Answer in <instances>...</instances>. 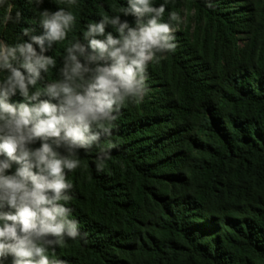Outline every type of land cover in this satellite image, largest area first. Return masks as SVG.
Here are the masks:
<instances>
[{
	"label": "trees",
	"instance_id": "1",
	"mask_svg": "<svg viewBox=\"0 0 264 264\" xmlns=\"http://www.w3.org/2000/svg\"><path fill=\"white\" fill-rule=\"evenodd\" d=\"M152 3L165 4V22L170 12L182 18L189 9L188 27L181 22L175 32L174 53L149 64L143 102L122 109L104 141L115 145L104 171L95 170L93 149L82 151L80 167L68 173L70 218L84 238L50 251V259L264 264V0ZM8 4L14 5L13 16L22 13L20 23L5 26ZM126 5L127 0H44L37 7L35 0H7L0 6V40L15 44L29 26L39 33L43 9L71 11L76 22L67 40L49 53L57 60V69L44 77L50 82L68 43L82 39L88 23L122 16L119 9Z\"/></svg>",
	"mask_w": 264,
	"mask_h": 264
},
{
	"label": "clouds",
	"instance_id": "2",
	"mask_svg": "<svg viewBox=\"0 0 264 264\" xmlns=\"http://www.w3.org/2000/svg\"><path fill=\"white\" fill-rule=\"evenodd\" d=\"M13 7L7 6L5 26L22 20ZM165 10L152 0H127L119 9L124 19L105 15L88 23L82 39L64 48L50 82L44 77L57 60L49 53L67 40L76 22L71 11L43 9L39 33L29 26L15 44L0 40V264H64L49 252L84 238L70 218L68 173L80 167L82 151L93 149L95 170L104 171L115 148L104 141L122 109L148 94L149 64L176 51L182 18L172 11L165 22Z\"/></svg>",
	"mask_w": 264,
	"mask_h": 264
},
{
	"label": "rangeland",
	"instance_id": "3",
	"mask_svg": "<svg viewBox=\"0 0 264 264\" xmlns=\"http://www.w3.org/2000/svg\"><path fill=\"white\" fill-rule=\"evenodd\" d=\"M189 16H190V11H189V9H187V8H184V10H183V16H182V23H183V25L185 26V28H187L188 27V20H189ZM197 26H196V24L194 23V24H192V29L195 31V28H196ZM240 45L241 46H244V44H245V42H244V40H245V36L244 35H240Z\"/></svg>",
	"mask_w": 264,
	"mask_h": 264
}]
</instances>
